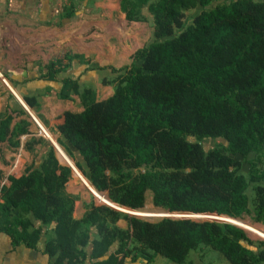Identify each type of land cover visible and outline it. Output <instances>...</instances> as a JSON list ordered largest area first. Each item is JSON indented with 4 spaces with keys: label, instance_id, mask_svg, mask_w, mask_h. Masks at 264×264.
Wrapping results in <instances>:
<instances>
[{
    "label": "trees",
    "instance_id": "16d2710c",
    "mask_svg": "<svg viewBox=\"0 0 264 264\" xmlns=\"http://www.w3.org/2000/svg\"><path fill=\"white\" fill-rule=\"evenodd\" d=\"M74 7L61 15L72 16ZM120 9L136 21L151 15L152 40L136 50L126 72L113 68L117 75L103 79L114 89L105 99L93 87L82 88L78 78L62 80L58 97L78 95L84 110L65 111L56 125L60 156L122 207L143 209L151 194L154 207L170 213L264 224V0H120ZM66 58L69 65L50 61L42 77L55 80L74 58L85 60L80 54ZM12 118L0 121L1 131ZM155 128L173 141L169 156L147 142ZM218 137L228 152L202 143ZM37 146L43 151L38 164L9 176V184H1L0 174V232L13 246L38 249L52 227L43 249L50 264L149 262L156 255L194 264L195 253L203 260L211 251L228 264H264V239L249 238L231 221L149 219L93 201L75 216L80 195L67 188L73 168L44 137L24 145L34 158ZM236 155L247 161L248 172ZM119 218L127 226L118 225Z\"/></svg>",
    "mask_w": 264,
    "mask_h": 264
},
{
    "label": "rangeland",
    "instance_id": "374dc122",
    "mask_svg": "<svg viewBox=\"0 0 264 264\" xmlns=\"http://www.w3.org/2000/svg\"><path fill=\"white\" fill-rule=\"evenodd\" d=\"M70 4L75 5L74 8L76 13L70 17H63L61 14L67 11ZM26 5L25 13L30 17L25 25V29L27 31L30 30L27 36L32 38L33 31H36V33L38 32L42 37L41 42H43V44H49L48 48L53 46L52 51L47 48V51L49 50L51 52V57L54 58L52 59L57 60L61 58L64 65H67L69 62V59L66 58L67 55H83L85 59L84 62L79 58L73 59L74 61L69 67V74H73L75 78H78L82 88L93 87L96 89L99 99L109 97L114 90L113 85H105L103 79H112L117 75L118 72L113 71V68L121 69L122 72H126L124 67H130L136 50L152 40L153 22L151 15H149L148 21L133 20L128 16V12L120 9V0H27ZM39 8L40 11L38 12ZM189 14H194V11ZM37 15H40L42 20L34 21ZM26 40L29 41V39ZM50 55H48V57H50ZM102 66L106 67L99 68ZM47 71V68H45V73ZM62 72L66 73L67 70ZM67 103L69 104V110H84V107L80 104L78 95H74L73 99H69ZM49 109L55 110L51 105ZM61 111L62 109L58 108L56 115ZM46 131L55 139V135L48 131V129H46ZM43 134L46 138L48 137L45 132H43ZM147 142L160 156H169L173 148V141L167 137L165 130L158 128L153 129L152 132L149 133ZM202 143L206 149L219 147L223 151L228 152L227 142L221 137L205 138L202 140ZM74 152L79 161L84 163L82 157L75 149ZM58 157L61 162L68 163L66 159L60 156L59 151ZM235 157L243 160V171L248 172L249 166L243 156L236 155ZM29 162L31 161L29 160ZM71 162L81 174L78 175L76 169L73 167L72 178L67 184V188L70 192L80 195V199L75 202L74 214L80 216L85 211L86 204L91 201L97 205L104 203L115 205L109 200L106 191L100 192L96 190L90 185L91 183L87 176L74 165L72 160ZM131 212L141 214L140 216L149 219H155L156 217L170 214V212L154 207L151 194L148 195L146 205L143 209H130L127 213L132 214ZM180 214L181 213H171L170 215L172 217H180L182 216ZM221 217L224 218L223 216ZM221 217L219 218L221 219ZM192 218L196 220L205 219L198 216H192ZM233 221L246 230L249 238L254 240L259 238L264 239L263 223L253 222L249 217L246 219H233ZM116 223L120 226H127V220L124 218L117 219ZM246 225H250L260 232L247 229ZM117 253L122 254V251H118ZM194 260V264H228V262L215 251H211V254L207 255L203 260L195 253ZM125 264L177 263L170 261L164 256L156 255L149 262L143 259L137 261L131 259L127 260Z\"/></svg>",
    "mask_w": 264,
    "mask_h": 264
},
{
    "label": "crops",
    "instance_id": "0c3cea01",
    "mask_svg": "<svg viewBox=\"0 0 264 264\" xmlns=\"http://www.w3.org/2000/svg\"><path fill=\"white\" fill-rule=\"evenodd\" d=\"M26 3L27 0H0V121L6 115L13 117L8 130H0L5 136L0 139L1 184H9V176L19 177L31 163H39L41 147L37 146L40 152L34 158L24 147L27 140L34 136L46 138L45 132L49 142V138L57 142L46 129L56 138V125L63 122V113L69 110V99L59 98L58 92L65 77L75 78L69 74V67L66 73L57 74L55 80L42 77L46 65L55 61L50 55L53 46L48 48L49 44H43L36 31L32 38L27 36L30 30L27 31L25 25L30 17L25 13ZM36 20H42L40 15ZM26 98H30L35 106H29ZM50 105L55 110H50ZM58 108L62 111L56 115ZM16 141H20L19 146L12 144ZM51 228L47 229L48 235ZM47 236L40 240L38 249H32L25 245L13 246L10 236L0 232V264H50L49 257L43 253Z\"/></svg>",
    "mask_w": 264,
    "mask_h": 264
},
{
    "label": "water",
    "instance_id": "95a60500",
    "mask_svg": "<svg viewBox=\"0 0 264 264\" xmlns=\"http://www.w3.org/2000/svg\"><path fill=\"white\" fill-rule=\"evenodd\" d=\"M50 139V141L53 143V145L56 147V149H57V145H56V143L57 142H54L51 138H49ZM69 163V165L73 168L74 166H73V164L71 163V162H68ZM107 204H109V205H111V206H113V207H115V208H117V209H119V210H122V211H127L128 212V210H130V209H128V208H126V207H122V206H120V205H118V204H115V205H113V204H111V203H107ZM118 206V207H117ZM132 214H134V215H141V214H138V213H134V212H131ZM171 214V213H170ZM170 214H167V215H165V216H171ZM180 215H182V216H187V217H192V216H198V217H203V218H205V219H220L219 217H221V216H218V215H216V214H212V213H183V214H180ZM221 220H226V221H231V222H233V223H236L235 221H233V219H231V218H228V217H224V218H222L221 217ZM237 224V223H236Z\"/></svg>",
    "mask_w": 264,
    "mask_h": 264
},
{
    "label": "bare ground",
    "instance_id": "6f19581e",
    "mask_svg": "<svg viewBox=\"0 0 264 264\" xmlns=\"http://www.w3.org/2000/svg\"><path fill=\"white\" fill-rule=\"evenodd\" d=\"M56 145H57V149H58V151L60 152V150H59V146H60V145H58L57 143H56ZM60 147H61V146H60ZM71 163H72V162H71Z\"/></svg>",
    "mask_w": 264,
    "mask_h": 264
}]
</instances>
